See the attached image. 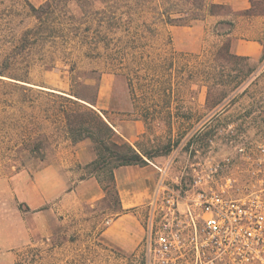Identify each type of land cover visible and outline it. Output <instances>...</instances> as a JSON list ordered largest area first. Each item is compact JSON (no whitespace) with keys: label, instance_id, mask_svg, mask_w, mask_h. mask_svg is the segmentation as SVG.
Wrapping results in <instances>:
<instances>
[{"label":"rangeland","instance_id":"obj_1","mask_svg":"<svg viewBox=\"0 0 264 264\" xmlns=\"http://www.w3.org/2000/svg\"><path fill=\"white\" fill-rule=\"evenodd\" d=\"M45 2L0 0V21L14 19L24 29L33 21L27 5ZM165 5L97 2L87 16L71 4L76 19L70 22L78 29L69 48L74 72L59 60L48 71L36 61L27 74L26 57L8 68L0 32V67L21 77L0 76V264H158L147 242L149 219L159 221L150 205L155 196L148 205L122 209L115 163H94L92 141L69 138L63 92L97 95L93 108L156 168L158 183L163 179L182 196L195 163L229 159L232 171L245 175L249 166L237 147L264 155V32L259 59L215 61L228 48V36L219 35L227 27L218 25L227 20L206 19L231 10L208 5L204 20L174 26L158 14ZM251 14H264V0L253 3ZM198 25L200 32H192ZM81 147L93 161L78 160ZM46 187L52 197L42 192ZM41 224L44 232L37 230Z\"/></svg>","mask_w":264,"mask_h":264},{"label":"built area","instance_id":"obj_2","mask_svg":"<svg viewBox=\"0 0 264 264\" xmlns=\"http://www.w3.org/2000/svg\"><path fill=\"white\" fill-rule=\"evenodd\" d=\"M237 152L245 175L229 159L206 158L193 165L185 196L159 181L150 204L159 221L147 226L158 264H264V155Z\"/></svg>","mask_w":264,"mask_h":264},{"label":"trees","instance_id":"obj_3","mask_svg":"<svg viewBox=\"0 0 264 264\" xmlns=\"http://www.w3.org/2000/svg\"><path fill=\"white\" fill-rule=\"evenodd\" d=\"M154 0H46L45 4L39 8L28 4L26 15L33 21L19 29L20 26L11 19L8 23L3 24L0 21V32L2 38L9 47L3 64L10 68L15 63H18L21 58H28L27 74L35 62H41L45 70H51L56 67L59 60H67L69 62L70 71L74 72L75 63L72 60V51L69 48L73 47V42L78 38V29L73 21L75 15L70 11V5L75 4L82 10L84 15H91L94 12V5L97 2L108 4L110 2L116 4H134L137 7L150 3ZM166 4L159 15L164 17L166 23L174 26H188L193 21H200L206 18V10L208 5L211 8L227 9L223 5L209 3V0H157ZM184 7V8H183ZM131 10V8L129 9ZM251 11L245 14L250 15ZM175 14V15H174ZM214 15L213 12H210ZM115 20L116 14L114 13ZM1 20V19H0ZM218 25L227 27V31L219 34L220 36H228L234 23L231 21H220ZM6 26V27H5ZM7 26H9L8 30ZM236 57L230 52V42L228 48L219 51L215 56V61L223 60L231 62V59ZM65 58V59H60ZM0 76L9 77L15 80L21 78L16 75H9L5 69L0 67ZM211 75L210 78H213ZM223 75H221L222 77ZM16 77V78H15ZM21 81V80H20ZM78 86H83L85 89L98 91L95 86L86 85L77 82ZM58 95L65 101V105L61 107V113L66 120L67 134L74 144L83 142L87 139L91 140L94 145V150L97 154V159L94 161H104L111 159L115 163L114 169L122 166L148 165L143 155L124 141L114 129V126L109 124L103 116L93 107L97 103V95L87 97L76 90H71L70 93ZM54 94V93H53ZM227 93L222 92L225 97Z\"/></svg>","mask_w":264,"mask_h":264},{"label":"crops","instance_id":"obj_4","mask_svg":"<svg viewBox=\"0 0 264 264\" xmlns=\"http://www.w3.org/2000/svg\"><path fill=\"white\" fill-rule=\"evenodd\" d=\"M258 1L260 0H209V3L226 6L232 12L230 16L226 17L208 16L206 21L218 22L220 20H227L234 23V27L228 35V38L230 42V52L237 57L259 59L263 54L261 35L264 32V14L245 15L247 11L252 10L253 3ZM202 27L203 26L198 25L191 29L192 32L199 33ZM101 98L104 97L100 96V99ZM85 148L87 147L85 146ZM77 158L82 164H87L94 160L93 155L86 153L84 148L78 151ZM114 180L122 209L130 210L132 208L148 205L153 200L158 187V172L152 165L122 166L115 169ZM52 187H46L42 192L47 197H52V195H54ZM66 187L65 185L64 188ZM39 204L44 203L40 202ZM37 230L38 232H44L46 226L44 224L38 225ZM22 235H25V241L27 238L25 229Z\"/></svg>","mask_w":264,"mask_h":264}]
</instances>
